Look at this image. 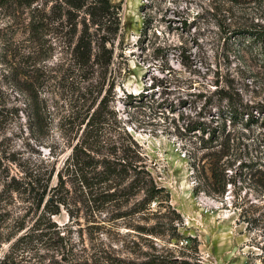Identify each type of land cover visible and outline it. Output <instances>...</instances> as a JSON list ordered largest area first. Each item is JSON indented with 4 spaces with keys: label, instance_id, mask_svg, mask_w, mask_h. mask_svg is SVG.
I'll list each match as a JSON object with an SVG mask.
<instances>
[{
    "label": "rangeland",
    "instance_id": "1",
    "mask_svg": "<svg viewBox=\"0 0 264 264\" xmlns=\"http://www.w3.org/2000/svg\"><path fill=\"white\" fill-rule=\"evenodd\" d=\"M110 2L120 9L124 46L113 107L168 193L175 214L161 213L175 221L155 236L126 228L111 213L86 223L88 215L69 221L62 210L51 222L86 250L88 264H148L160 255L192 264H264V44L241 49L242 38L216 26L207 0ZM8 8L0 9V264H62L37 233L15 244L40 213L3 188L16 164L46 153L10 86V37L21 40L24 28L23 16L11 26ZM213 161L225 168L218 181L210 176ZM151 207L159 210L156 202Z\"/></svg>",
    "mask_w": 264,
    "mask_h": 264
},
{
    "label": "trees",
    "instance_id": "2",
    "mask_svg": "<svg viewBox=\"0 0 264 264\" xmlns=\"http://www.w3.org/2000/svg\"><path fill=\"white\" fill-rule=\"evenodd\" d=\"M49 2L0 0L1 10L9 6L11 26L23 16L22 39L10 37V86L23 101L28 130L46 151H38L34 161L15 163L17 172L7 176L3 188L26 203L28 212L40 213L15 244L37 233L44 249L53 250L62 264H88L86 250H77L65 229L51 222L52 216L63 210L69 221L83 214L91 219L86 223H94L98 214L111 213L126 228L155 236L170 231L175 221H167L168 214L161 211H175L148 170L142 147L125 131L113 107L117 79L124 72L120 9L110 0ZM207 2L219 30L242 38L241 49L264 44V24L259 23L264 0ZM210 163L211 178L222 179L223 165ZM148 264L192 263L160 255Z\"/></svg>",
    "mask_w": 264,
    "mask_h": 264
}]
</instances>
